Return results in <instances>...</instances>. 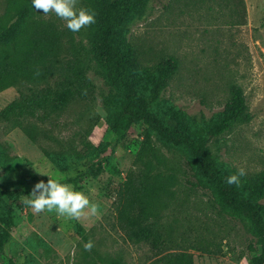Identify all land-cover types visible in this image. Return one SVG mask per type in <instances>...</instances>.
<instances>
[{
    "label": "rangeland",
    "instance_id": "374dc122",
    "mask_svg": "<svg viewBox=\"0 0 264 264\" xmlns=\"http://www.w3.org/2000/svg\"><path fill=\"white\" fill-rule=\"evenodd\" d=\"M28 3L0 0L2 24L9 23L12 8ZM77 7L88 4L78 0ZM33 14L60 32L59 47L33 67L39 72L36 79L21 78L0 92V112L31 89L52 86L62 78L59 69L76 63L84 65L92 88L50 120L0 121L1 188L25 191L15 206V227L0 264H250L254 238L246 224L219 210L210 191L189 172L184 150L154 135L147 139L143 124L122 140L110 131L105 98L113 92L93 58L90 27L74 33L54 13L44 15L33 7ZM121 35L136 50L135 79L146 94L154 67L167 58L176 62L154 109L196 133L218 120L232 89L240 88L251 120L234 124L209 148L227 176L239 168L247 173L241 181L264 173V0H147L124 21ZM49 65L57 71L42 77ZM97 163L96 176L69 184L97 206L95 215L37 214L22 203L38 181L73 178ZM144 174L163 187L151 214L161 235L158 248L129 240L120 215L127 178L138 186ZM89 240L94 247L85 251Z\"/></svg>",
    "mask_w": 264,
    "mask_h": 264
},
{
    "label": "trees",
    "instance_id": "16d2710c",
    "mask_svg": "<svg viewBox=\"0 0 264 264\" xmlns=\"http://www.w3.org/2000/svg\"><path fill=\"white\" fill-rule=\"evenodd\" d=\"M89 10L95 11L96 22L90 25L91 50L96 63L105 71V80L113 92L105 98L111 110L110 131L117 139H124L130 130L143 124L145 136H156L169 146L186 152V166L199 185L208 189L219 210L226 216L246 224L254 238L249 246L250 264H264V173L243 179L240 185H229L227 174L217 163L209 144L228 132L234 124L249 122L251 115L240 88H233L231 98L220 113L218 120L203 134L184 127L174 116L154 109L176 72V62L167 58L154 67L153 86L146 94L136 83V50L121 35V27L130 13L142 9L143 0H84ZM60 32L51 25L34 18L32 3L11 9L9 23L0 20V92L21 78L36 79L37 67L54 55L59 47ZM10 50H13L11 52ZM84 65L76 63L69 69H59L62 78L52 86L31 89L0 112V121L10 122L19 117L50 120L65 111L76 98H86L92 86L87 81ZM57 70L49 65L42 77L54 75ZM87 93L84 94V91ZM3 154H0V161ZM64 171L59 161L52 158ZM101 163L90 166L86 172L62 183L72 184L86 177L96 176ZM120 215L127 238L134 242H151L158 248L161 235L151 214L157 210V199L163 187L144 174L135 186L133 177L127 178ZM47 182V180H45ZM25 194L23 190L5 191L0 185V252L10 243L15 227V206ZM149 215V216H148ZM170 260V258H169ZM175 261H182L179 257ZM13 264V263H11ZM111 264H123L114 261Z\"/></svg>",
    "mask_w": 264,
    "mask_h": 264
},
{
    "label": "clouds",
    "instance_id": "9594fccd",
    "mask_svg": "<svg viewBox=\"0 0 264 264\" xmlns=\"http://www.w3.org/2000/svg\"><path fill=\"white\" fill-rule=\"evenodd\" d=\"M31 3L35 10L42 11L44 15L54 13L60 20L66 22L68 30L74 33L96 22L95 11L83 7L78 8V0H31ZM36 75H39L38 71ZM86 93L87 90L84 91V94ZM246 174L244 168H239L236 173L227 177L226 182L229 185L239 186L241 177ZM48 177L47 182L38 181L31 193L24 196L22 201L24 205L37 214L44 211H55L58 215L71 219H80L88 213L92 215L97 213V206L91 203L84 193L76 191L72 185ZM93 247L94 243L91 240L84 245L85 251H91Z\"/></svg>",
    "mask_w": 264,
    "mask_h": 264
}]
</instances>
